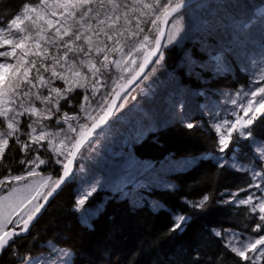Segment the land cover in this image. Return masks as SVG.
<instances>
[{
  "label": "snow or ice",
  "instance_id": "obj_1",
  "mask_svg": "<svg viewBox=\"0 0 264 264\" xmlns=\"http://www.w3.org/2000/svg\"><path fill=\"white\" fill-rule=\"evenodd\" d=\"M185 16L189 18L185 38L198 40L207 54L204 60L186 56L189 75L226 76L235 70L233 61L249 75L247 87L226 93L224 104L229 107L222 115L217 105L209 125L216 133L218 151L227 153L213 158L217 167L248 174L246 186L230 193L224 203L246 206L242 215L253 221L250 233L255 235L235 229H214L213 235L238 258L235 264H264V138L253 130L258 120L257 127H264V74L249 72L252 49L264 56V7L249 9L241 0H26L6 23L0 21V165L7 168L12 158L10 141L19 149L18 163L23 165L19 174L8 168L0 176V258L9 253L16 264H74L75 254L52 241L46 244V255L21 254L17 241L26 238L57 190L77 179L74 168L84 171L77 160L111 138L124 119L120 113L129 98L136 99L132 93L155 75L163 61L165 28L173 21L175 31L168 37L172 43L184 31L177 21ZM56 80L63 85L54 86ZM77 88L83 90L82 100L70 114L60 102L67 101L64 107H71L69 95ZM37 101L42 107H37ZM181 108L172 106V121L187 129L198 127L187 113L181 114ZM53 118L54 125L45 123ZM143 118L148 119V113ZM244 140L251 150V155L242 153L247 162L240 158ZM121 156L113 166L118 173L136 166L130 154ZM52 165L60 166L56 175L48 171ZM81 181L88 186L80 188L74 205L77 212L98 186L112 183L109 176L101 185L94 173ZM241 192L247 195L238 198ZM208 200L205 195L187 203L204 209ZM97 214L90 207L79 220L91 227ZM172 220L169 231L182 234L191 217L173 213Z\"/></svg>",
  "mask_w": 264,
  "mask_h": 264
},
{
  "label": "trees",
  "instance_id": "obj_2",
  "mask_svg": "<svg viewBox=\"0 0 264 264\" xmlns=\"http://www.w3.org/2000/svg\"><path fill=\"white\" fill-rule=\"evenodd\" d=\"M24 2L26 0H0V21L6 23L17 14ZM27 2L35 3V0ZM241 2L249 9L264 7V0ZM187 41L182 48L174 46L163 50L162 66L167 71H173L176 76L180 96L188 99L182 108L191 107L192 113H195L192 122L198 127L187 129L182 123L173 122L171 112L165 111L160 115L152 114V120H155L151 123H156L155 127L141 137H130L131 140L127 141L120 156L110 157L109 152L115 150L112 146L101 157L97 147L102 144L86 152L83 160H77V166L83 164L84 175L91 179L93 173L96 176L100 171L101 175L96 177L100 184L103 185L109 176L112 183L106 188L98 186L97 191L84 204L85 208L77 212L74 205L79 189L74 181L68 182L30 234L17 241L19 253L46 255V244L52 241L58 247L74 251V264H235L238 258L224 247L221 238L213 235V230L236 229L250 233L253 221L242 215L246 206L235 208L232 204L224 203L230 193L246 186L248 174L217 167L213 158L227 153L218 151L216 133L209 125L212 118L206 117V113L198 110L197 106L206 100L213 107L222 101L228 91L247 87L249 75L241 72L239 65L233 61L234 72L216 78H212L210 73H203L198 80L187 73L186 56L204 60L207 54L201 49L198 40L191 41L189 37ZM209 43L214 41L209 38ZM251 68L254 67L249 65V72H253ZM70 96L72 107H64L67 101L61 107L71 114L78 110L82 94L76 92ZM173 100V105H179L176 97ZM189 119L192 120L191 117ZM260 123L258 120L253 125L254 135L264 138V127H257ZM118 125L122 126L120 123ZM147 125L149 127L150 122ZM248 143L247 140L241 141V154L248 152L251 155V150L246 147ZM10 151L12 158L8 160L7 168L0 165V176L6 174L8 168L13 175L23 170V165L18 163L21 153L13 141H10ZM228 151L231 152V145ZM121 153L130 154L136 162V166L128 172L118 173L113 167L121 162ZM7 155L6 152V158ZM240 158L242 162H247L243 155ZM190 159H198L193 168H184L187 164L181 168L179 162ZM59 167L52 165L48 171L56 175ZM46 168L41 166V170ZM75 172L76 169L74 175ZM246 194L240 193L242 196ZM205 195L209 196V200L204 209L192 208L187 203H195ZM154 204L163 207L154 208ZM90 207L98 214L90 221L91 227H88L80 222L79 217ZM173 213L191 217L188 228L182 234H179V230L169 231ZM245 224L248 225L247 229L244 228ZM0 264H16V259L5 253Z\"/></svg>",
  "mask_w": 264,
  "mask_h": 264
},
{
  "label": "rangeland",
  "instance_id": "obj_3",
  "mask_svg": "<svg viewBox=\"0 0 264 264\" xmlns=\"http://www.w3.org/2000/svg\"><path fill=\"white\" fill-rule=\"evenodd\" d=\"M172 23H173V21H171V23L168 27V30H167V36H166L165 43L163 46L164 51L167 49H170L174 46L176 48H182L184 43L189 39V38H185L186 34L188 33L187 31H188V27H189V18L187 16H185L182 21H177V27L182 25L184 28V31L180 32L175 37V39L172 43H168V37L171 36L173 34V32L175 31V29H173V27H172ZM192 40L193 39L191 38V41ZM252 54L254 55V59L249 65H250V67H254V68H251V71H253L254 73H257V74H264V56L260 55L259 49H252ZM163 61H164V58H163ZM163 61L157 67L155 75L153 77H151V79L146 80L144 82V84L141 85L140 88H136V91L132 93V95H134L136 97V99L132 100L131 98H129L128 106L125 107L124 110L120 113V115L122 117H124V119L120 122V124H122V126L117 125L116 128L111 133V138L110 139L105 138L104 140H102L99 143V144H102V145H99L97 147L100 149L99 152L101 153V157H103L106 150L108 151L112 146H113L112 148L115 150L109 152L110 157L114 156L113 154H115L116 157L120 156V152L125 147V144L127 143L128 140L141 137L147 131H149L150 129H153L155 127L154 125L156 123L154 125L152 124L153 121L155 120V119L152 120V118H154L155 114L160 115V114L164 113L165 111L167 113L171 112L173 102H174V100H173L174 97L177 98V102L179 103V105L183 106L184 102L188 103V99L186 96H184V97L180 96L179 88L177 89L178 85L176 83V79L174 77L173 71H171L169 69L167 71L163 68V66H162ZM49 63H50V61H49ZM138 63H139V60H138ZM186 67H187V63H186ZM48 75H50V73H45V76H48ZM154 81H155V83H153ZM62 85H63V81H61V80L55 81L54 86H62ZM149 85H151V87H149ZM141 89H143L144 91H141ZM175 89H176V91H175ZM76 92H80L81 94H83V90L80 88H77L70 95L75 94ZM176 92L178 94L177 96H176ZM70 95H69V99H71ZM170 95H172V96H170ZM204 96H205V94H204ZM225 96L222 97L221 102L214 104L213 107L210 105L211 103H207L205 100V102H202L200 105L197 106V108H198V110L206 113V117L209 116V119H211L212 118V112H214L216 110V106L219 105L221 114L223 115L224 109L229 107L228 105L224 104ZM64 102H66V101L62 100L60 103L62 104ZM187 103H186V105H187ZM36 105H37V107H42V105H40L39 101L36 102ZM133 106H138V107L134 108ZM141 110H143V111H141ZM180 111H181V114L187 113L186 111H188V113H187L188 116L192 118L191 121L194 120V116H195L194 114L195 113H192V109L190 106L189 107L184 106L183 108L180 109ZM124 112H125V114H122ZM145 112L148 113V115H149L148 119L143 118V113H145ZM207 113H209V114H207ZM229 118H231V117H229ZM54 120H55V118H53V120H50V121H45V123H47L48 125L51 126V125H54ZM147 122H150L149 127L147 125ZM157 123L159 124L160 121ZM130 137H132V138L130 139ZM234 137H235V134H234ZM209 157L212 158L211 156H209ZM197 160L196 159H190V160H187L186 162H180L181 168H183V166H185L186 164H187V166L185 168H188V167L190 168V167H192V165L193 166L195 165ZM112 163H114V162H112ZM84 171L79 172V173L77 171L75 172L77 179L74 182L77 185L79 192H80L81 187H87L88 186L87 184H82V181H81L82 177L87 178L84 175ZM100 175H101V173H100V171H98L96 174V177H99ZM9 187H10V185H9ZM252 191H255V189H252ZM246 195H244V196H246ZM244 196L239 195L238 198H242ZM228 198L229 197H227V199ZM84 208H85V206H83L82 209H84Z\"/></svg>",
  "mask_w": 264,
  "mask_h": 264
},
{
  "label": "water",
  "instance_id": "obj_4",
  "mask_svg": "<svg viewBox=\"0 0 264 264\" xmlns=\"http://www.w3.org/2000/svg\"><path fill=\"white\" fill-rule=\"evenodd\" d=\"M170 23H171V21L169 22V25H170ZM169 25L165 28V37H164V39L162 40V45H161V46H162V49H163V46H164V43H165V39H166V36H167V30H168ZM153 62H155V61H153ZM151 67H152V65L150 64V65H149V68H151ZM133 87H135V86H133ZM130 91H131V90H130ZM74 171H75V168H74V170H73V175H74ZM67 184H68V181H66L65 184L62 185L61 188L57 190V193H55V194L53 195V197H51V198L49 199V202H48V204L45 206V209L42 210V212L39 214V216L37 217V220L33 222V225H32V227H30L29 232H28L27 234H25L26 237L30 234L32 228L35 226V224L39 221V219H40V218L42 217V215L45 213V211H46L47 208L49 207L50 203H51V202H52V201L58 196V194H59V193L65 188V186H66ZM0 259H1V258H0Z\"/></svg>",
  "mask_w": 264,
  "mask_h": 264
},
{
  "label": "bare ground",
  "instance_id": "obj_5",
  "mask_svg": "<svg viewBox=\"0 0 264 264\" xmlns=\"http://www.w3.org/2000/svg\"><path fill=\"white\" fill-rule=\"evenodd\" d=\"M261 3V2H260ZM252 8V7H251ZM188 42V41H187ZM179 43V42H178ZM184 43V42H183ZM189 43V42H188ZM190 46V45H189ZM194 49V48H193ZM168 50V49H167ZM187 50V49H186ZM190 51V50H189ZM184 52V51H183ZM198 52V51H197ZM180 53V52H179ZM254 53V52H253ZM189 54V53H188ZM206 57V56H205ZM198 59V58H197ZM171 60V59H170ZM180 60V59H179ZM251 63V62H250ZM236 66V65H235ZM167 67V66H166ZM242 72V71H241ZM164 75V74H163ZM163 77V76H162ZM176 77V76H175ZM171 78V77H170ZM232 78V77H231ZM235 79V78H234ZM199 80V79H198ZM212 81V80H211ZM202 83V82H201ZM163 86V85H162ZM176 86V85H175ZM166 87V86H165ZM180 88H182V87H180ZM236 89V88H235ZM173 92V91H172ZM192 93H193V91H192ZM171 94V93H170ZM174 95V94H173ZM171 96V95H170ZM210 97V96H209ZM203 110V109H202ZM242 145V144H241ZM245 145V144H244ZM213 154V153H212ZM218 154V153H217ZM242 155V154H241ZM171 156V155H170ZM179 156H181V155H179ZM192 157V156H191ZM199 157V156H198ZM172 158V157H171ZM210 158V157H209ZM243 158V157H242ZM168 159V158H167ZM183 159V158H182ZM202 159V158H201ZM186 161V160H185ZM198 161V160H197ZM180 163V162H179ZM163 164V163H162ZM175 164V163H174ZM196 164V163H195ZM199 165V164H198ZM171 166V165H170ZM193 166V165H192ZM197 166V165H196ZM168 167V166H167ZM184 167V166H183ZM165 168V167H164ZM185 168V167H184ZM193 168V167H192ZM167 170V169H166ZM174 170H176V169H174ZM170 171V170H169ZM187 172V171H186ZM192 172V171H191ZM188 173V172H187ZM176 174V173H175ZM169 178V177H168ZM153 180V179H152ZM133 181V180H132ZM145 182V181H144ZM119 183V182H118ZM177 186H178V184H177ZM134 188V187H133ZM144 188H145V186H144ZM137 191H138V189H137ZM147 191V190H146ZM145 192V191H144ZM161 192V191H160ZM157 197V196H156ZM158 199V198H157ZM114 201V200H113ZM133 203V202H132ZM150 203V202H149ZM119 203H117V205H118ZM134 204V203H133ZM152 205V204H151ZM118 207V206H117ZM156 210V209H155ZM237 214V213H236ZM239 225V224H238ZM241 226H242V224H241ZM235 228V227H234ZM242 228V227H241ZM244 229V228H243ZM236 230V229H235ZM240 230V229H239ZM74 252V251H73Z\"/></svg>",
  "mask_w": 264,
  "mask_h": 264
}]
</instances>
